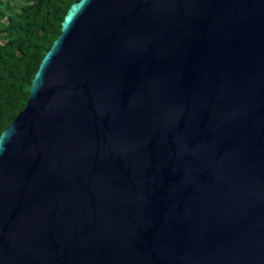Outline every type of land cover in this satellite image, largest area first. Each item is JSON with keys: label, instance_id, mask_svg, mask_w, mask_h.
Here are the masks:
<instances>
[{"label": "water", "instance_id": "obj_1", "mask_svg": "<svg viewBox=\"0 0 264 264\" xmlns=\"http://www.w3.org/2000/svg\"><path fill=\"white\" fill-rule=\"evenodd\" d=\"M0 136V264H264V0H78Z\"/></svg>", "mask_w": 264, "mask_h": 264}, {"label": "trees", "instance_id": "obj_2", "mask_svg": "<svg viewBox=\"0 0 264 264\" xmlns=\"http://www.w3.org/2000/svg\"><path fill=\"white\" fill-rule=\"evenodd\" d=\"M15 1L0 0V136L25 109L33 79L78 0Z\"/></svg>", "mask_w": 264, "mask_h": 264}, {"label": "rangeland", "instance_id": "obj_3", "mask_svg": "<svg viewBox=\"0 0 264 264\" xmlns=\"http://www.w3.org/2000/svg\"><path fill=\"white\" fill-rule=\"evenodd\" d=\"M11 2H12V3H14V4L16 3V1H15V0H11ZM4 3H5V2H4ZM5 4H6V3H5ZM0 11H1V10H0ZM5 21H6V19H5Z\"/></svg>", "mask_w": 264, "mask_h": 264}]
</instances>
